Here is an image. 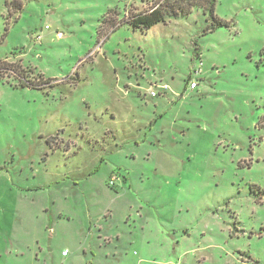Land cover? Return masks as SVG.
<instances>
[{
    "label": "rangeland",
    "instance_id": "374dc122",
    "mask_svg": "<svg viewBox=\"0 0 264 264\" xmlns=\"http://www.w3.org/2000/svg\"><path fill=\"white\" fill-rule=\"evenodd\" d=\"M8 1L0 264H264V0L106 36L156 0Z\"/></svg>",
    "mask_w": 264,
    "mask_h": 264
},
{
    "label": "trees",
    "instance_id": "16d2710c",
    "mask_svg": "<svg viewBox=\"0 0 264 264\" xmlns=\"http://www.w3.org/2000/svg\"><path fill=\"white\" fill-rule=\"evenodd\" d=\"M25 0H10L7 2L8 9L13 12L21 10ZM217 0H156L150 8L134 11L124 20H118V13L107 15L99 27L101 36L110 35L122 24H128L134 29L149 30L158 23H167L172 18L188 16L195 8H202L208 15L210 24L207 31L215 30L220 26H229V22L219 18L215 13ZM198 48L196 47V50ZM200 55L199 50L196 51ZM25 77V75H23Z\"/></svg>",
    "mask_w": 264,
    "mask_h": 264
},
{
    "label": "clouds",
    "instance_id": "9594fccd",
    "mask_svg": "<svg viewBox=\"0 0 264 264\" xmlns=\"http://www.w3.org/2000/svg\"><path fill=\"white\" fill-rule=\"evenodd\" d=\"M236 15H237L236 11H233V12L228 14L229 18H231L232 16H236ZM239 17L246 18L248 24L252 28H255L257 34H259L261 37H264V21H262L260 24H257L256 23L257 18L253 17V15L250 11H244V10L239 11ZM212 227L217 228V229H224L223 236H224V238H227L228 229L219 219L215 220V223L212 225ZM173 264H175V261H173Z\"/></svg>",
    "mask_w": 264,
    "mask_h": 264
},
{
    "label": "built area",
    "instance_id": "2783aa9c",
    "mask_svg": "<svg viewBox=\"0 0 264 264\" xmlns=\"http://www.w3.org/2000/svg\"><path fill=\"white\" fill-rule=\"evenodd\" d=\"M46 28H49V26H47ZM62 36V33H58V37H61ZM38 38H41V36L39 35ZM202 73V67H196L194 70H193V74L194 76H199L200 74ZM189 86L191 89H195L198 87V82L196 79H194V77H192L190 79V82H189ZM151 95L155 96L156 95V92L152 91L151 92ZM111 185H114V180L112 179L111 180Z\"/></svg>",
    "mask_w": 264,
    "mask_h": 264
},
{
    "label": "crops",
    "instance_id": "0c3cea01",
    "mask_svg": "<svg viewBox=\"0 0 264 264\" xmlns=\"http://www.w3.org/2000/svg\"><path fill=\"white\" fill-rule=\"evenodd\" d=\"M171 21V20H170ZM169 21V22H170ZM168 23V22H167ZM197 54H195V56H196ZM198 56V58H199V60H201V62H202V55L200 54V55H197ZM201 65H202V63H201ZM203 71V70H202ZM161 88H162V90L163 89H166V88H168L167 87V84H163L162 86H161ZM191 89V88H190ZM198 89V87L197 88H195L194 90H197ZM193 90V89H192ZM163 93H164V91H163ZM158 94H156L154 97H156ZM153 96V95H152ZM129 104H124V106L125 107H127ZM162 105H163V103L162 102H160L158 105H156V107L155 108H157V110H158V108H161L162 107ZM164 106V105H163ZM118 112V108L116 107V108H113V111H112V115H113V117L115 118L116 117V115H117V112ZM157 112H159V111H157ZM141 118H143V119H147V120H149L145 115H141ZM63 255L64 256H68V254H66V252L65 251H63Z\"/></svg>",
    "mask_w": 264,
    "mask_h": 264
}]
</instances>
